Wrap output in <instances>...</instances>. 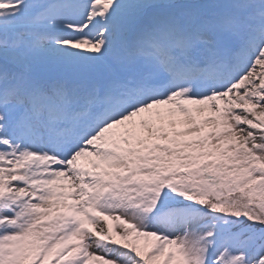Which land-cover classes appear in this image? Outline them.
I'll return each instance as SVG.
<instances>
[{"label":"snow or ice","instance_id":"snow-or-ice-1","mask_svg":"<svg viewBox=\"0 0 264 264\" xmlns=\"http://www.w3.org/2000/svg\"><path fill=\"white\" fill-rule=\"evenodd\" d=\"M0 264H264V0H0Z\"/></svg>","mask_w":264,"mask_h":264}]
</instances>
